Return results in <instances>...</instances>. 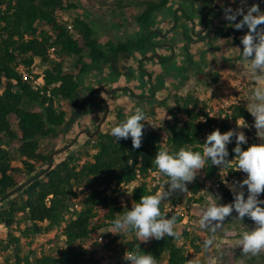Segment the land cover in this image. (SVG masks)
<instances>
[{"label":"trees","instance_id":"obj_1","mask_svg":"<svg viewBox=\"0 0 264 264\" xmlns=\"http://www.w3.org/2000/svg\"><path fill=\"white\" fill-rule=\"evenodd\" d=\"M178 1L179 5L188 7V10L179 7L181 18L187 23H193L188 11L204 19L214 8H223L215 6V0ZM64 2L0 0V226L12 232L16 228L15 232L20 234L17 237L8 233L6 244L0 240V250H13L15 261L9 263L6 259V264H88L91 261L92 264H127L125 259L116 263L94 261L92 254L76 248L75 244L86 241L101 229L111 227L117 214H122L125 208H131L121 205L120 187L135 180L136 170L146 173L156 169L153 160L159 149L188 147L201 150L200 139L205 132L210 133L216 128L221 133L226 132L227 121L217 127H213L211 120L198 122L202 113L199 98L193 93L184 96L180 92L173 93L168 98L178 106V111L166 108L168 98H165L144 112L145 127L139 148H133L130 138L115 141L111 134L99 133L92 147L95 153L89 161L79 165L78 159L69 154L55 165L52 159L53 167L45 172L48 158L54 151H44L41 140L66 136L76 120L85 116L94 103L92 98L83 94V91L88 90L83 86L84 78L101 74L107 65L111 75L120 77L124 67L119 68L118 63L129 59L133 50L143 52L150 44L151 37L156 38L161 34L160 30H153V26L155 28L158 14L171 0L136 2L141 7L140 13L135 16L139 35L137 33L136 37L125 43L109 42L104 47L98 45L92 29L85 22L76 19L71 31L61 23L59 13L73 7ZM233 32L235 36L241 34V30L234 29ZM220 35L228 36L222 30ZM183 36L189 42L194 40L191 30H183ZM234 43L241 44V39L235 37ZM51 49H54L55 59L50 58ZM186 56L188 66L193 65V56L189 53ZM68 58L76 60V73L66 69L65 60ZM36 60L45 66L43 90L49 89V96L34 91L18 71L20 66L30 70ZM186 70L184 68L181 73ZM126 73L132 75L130 71ZM186 79L183 76L182 82ZM213 83H216V79ZM125 90L129 91L127 88L116 91ZM63 102L68 106V112L62 109ZM29 105L37 106L39 111L27 110L26 106ZM179 113L183 115V120L179 118ZM67 116H70L69 120ZM231 117L244 119L247 129L243 133L248 144L257 143L254 119L247 109L233 108ZM12 121L16 122V131L12 128ZM13 143L18 144L17 153L22 168H14L11 164L6 147ZM234 147L228 146V160L234 157ZM246 147L247 144L242 145V148ZM225 167L229 170L234 168L235 159ZM203 182L213 183L224 198H232L216 167L209 164L201 169L194 181L187 185L188 191L196 195ZM155 193L157 189L148 190L144 184H139L132 190V204L138 202L141 196ZM73 199L79 200L80 206L70 211ZM160 207L164 213V204ZM166 215L176 217L175 230L180 233L179 238L165 236L160 240L150 238L140 242L131 233L126 252L136 251V245L139 244L140 250L151 253L157 264L163 261L166 264H185V251L178 242L188 239V234L181 230L179 216L174 212ZM53 229H57L63 238V249L56 255L22 257L20 237H36ZM120 237L122 234H116L114 239ZM196 239L191 240L195 254L200 250L195 244Z\"/></svg>","mask_w":264,"mask_h":264},{"label":"rangeland","instance_id":"obj_2","mask_svg":"<svg viewBox=\"0 0 264 264\" xmlns=\"http://www.w3.org/2000/svg\"><path fill=\"white\" fill-rule=\"evenodd\" d=\"M88 4L92 6L93 11L104 12L110 15H112L113 13L114 15L125 14L126 11H124V9L121 7L128 5L126 0H89ZM215 4L218 5L219 2H215ZM179 6L186 8L183 4ZM188 12L190 17L193 18L194 15L191 14L190 11ZM68 16L70 17V15ZM59 17L62 20V14L59 13ZM181 29L190 31L187 26H181ZM208 29L209 30L206 33L207 37L209 38L208 44L203 43L202 45L191 47L190 49H192V53L187 52V47H184L186 55L189 53L192 56H196V60H198L199 52L204 50V48H206L207 53L201 56L205 59L201 60V64L199 65L200 67H191L189 71H187L188 76L185 82L181 85L182 87L180 88V94H182L183 96L188 93H193L194 95H196L200 101L199 108H202V110L203 108L207 107V104L213 105L214 110H216L218 104L222 103L223 99L227 96L241 95L242 103L248 110L249 105L252 102L251 94L253 88L264 84V82H262L264 80V73H253L250 70L248 71L245 66L241 64L238 65L237 60L236 62L235 60L225 61L220 59L219 56H216L215 49L213 48L216 41L213 40V37H211L213 31H210L209 27ZM94 32L96 33L95 29ZM145 57L146 56L144 55L143 58ZM240 58L241 56L238 57V59ZM75 61L76 60L73 58H68L65 60V67L68 71H76ZM170 65V70L173 73L178 71L179 68H176L177 64L171 63ZM138 66H140V64ZM41 67L42 64L37 61L35 63V67H33L32 69L33 73L36 74V72H38ZM144 71L147 70L144 69ZM147 72L148 74L144 73L143 77H140L139 79L135 76L133 70L131 76L127 75L128 83L136 82L137 84H139L143 82V84H146L144 76L148 77L149 75V78L150 76L154 77V72ZM180 73L181 72H178V74ZM98 76L100 75L96 74V77ZM214 79H216V83H213ZM83 94L86 95L87 92L83 91ZM128 96L130 97L133 95ZM156 101L157 99H155L154 104H156ZM61 106L62 109L68 112V106L66 105V103L63 102ZM165 107L173 108L175 111H178V106L173 103V100L171 98H168L166 100ZM143 108L145 109V112H148L150 109L148 106H143ZM26 109L35 112L39 111V108L33 105L26 106ZM101 112L103 114L104 110L102 109ZM87 114H89V112H87ZM103 116L104 115H101V119ZM178 116L181 120L184 119L183 115H181L180 113L178 114ZM69 118L70 116H67V120H69ZM79 119H77L76 122H81V120ZM156 120H158V118L154 119V122ZM82 123L77 124V129L68 133L66 137L64 136L52 140H41V148L44 151L48 152L63 150L54 156V165L64 160L69 154H73V156L78 159L79 165H82L83 163L91 159L90 156L95 153V150L92 147L94 146V142L97 140L96 136L98 134L91 136V139L88 140H86L85 137H81V133H77L76 130L83 128ZM107 127L108 126H106V128ZM12 128L14 131L17 130V125L14 121H12ZM254 134L257 139V143L264 142V129L254 128ZM75 137H81L82 140L77 141ZM201 139H203V136L201 137ZM6 149L10 154L12 166L14 168H22L21 158L17 153L18 144H9ZM238 172L240 171L237 170L236 167L232 168L231 170H229L227 167H223V170H219L220 179L225 184L228 192L232 194V198H224L221 192L218 190L217 186L213 183L203 182L200 183L201 189L196 195H192L189 191L178 193L174 194L170 199L164 200L162 203L164 204V207L178 206L180 208H183L186 212L190 213L191 216L199 218L202 209L212 200H217L220 204H230L233 202L235 191L240 190L237 186V182H241L246 175L243 172L237 174ZM167 179V177L164 178V187L167 186ZM160 191H162V189H160ZM120 192L121 198L124 199V202L120 199V203L122 206H126V204L129 203L130 188L126 189L125 187H121ZM260 198L264 199V194H262ZM79 206V200L73 199L70 202V208H72L70 211H72L73 208H78ZM3 207H6V205H3ZM68 218L69 214L66 215V219ZM253 227L254 222L251 221L250 218L245 217L243 218V220H240L235 211H233L231 215L227 217L221 224V226L217 229L214 235L213 245L207 250L204 249L203 242L209 237L210 232L201 228L196 229L197 231L195 230L193 234H188V239H181L178 242V245L184 249L185 254H189L190 249L193 250V253L189 254V256H193V264H264V249L260 250L256 254L244 253L241 246L238 244V240L243 232ZM13 230L14 232H12V230H7L4 226H0V240L5 241L6 244L8 240V233L19 237V232H15L16 228H14ZM120 234H122V237L114 239L116 233L113 232L112 227H107L95 232L93 236H91L86 241L75 244V247L87 250L90 254H92L94 261L96 260L97 262H121L124 260V253L127 251L128 243L131 241V234ZM98 238H101L100 242L98 241ZM193 238H197L195 244L200 248L197 254H195V249L191 244V240ZM64 246V240L62 237H60L59 231L57 229H53L47 234L39 235L36 237H29L27 239L20 237L22 257L29 256L31 258H34L40 257L43 254L56 255L60 249L64 248ZM6 259L9 263H14L15 258L12 249H8L7 251L0 250V264H6ZM88 264H92V261L88 262Z\"/></svg>","mask_w":264,"mask_h":264},{"label":"clouds","instance_id":"obj_3","mask_svg":"<svg viewBox=\"0 0 264 264\" xmlns=\"http://www.w3.org/2000/svg\"><path fill=\"white\" fill-rule=\"evenodd\" d=\"M264 3V0H260ZM241 6L235 9L225 7L224 19L229 21L235 30L247 29L241 38V57L249 64L253 73H264V11L258 3L247 6V0H240ZM252 102L248 112L254 119L255 129H264V84L252 90ZM146 117L140 107L123 120L111 127L110 134L115 141L131 139L133 148L141 146L143 129ZM238 125V124H237ZM238 126L246 127L245 121ZM235 137V147L232 149L237 170L245 173L241 182H237L240 190L235 191L233 202L220 204L212 200L202 209L198 224L201 229L208 230L210 235L203 242L205 250L214 242L217 229L231 215L233 211L240 220L248 217L254 222V227L243 232L238 240L244 253L256 254L264 249V142L248 144L242 131L230 129L221 133L214 129L206 135L201 150L180 147L170 150L167 147L159 149L153 163L161 176L167 177V186L162 191L141 196L138 202L121 214H117L112 222L113 232L134 233L141 241L150 238L160 240L165 236L179 238L180 233L175 230L176 217L167 216L161 211L164 200L170 199L174 194L187 192V185L192 183L198 172L206 165L223 168L233 159L228 160V145ZM242 148V145H246ZM246 189V191H245ZM127 264H157L151 253L140 250L124 253Z\"/></svg>","mask_w":264,"mask_h":264},{"label":"crops","instance_id":"obj_4","mask_svg":"<svg viewBox=\"0 0 264 264\" xmlns=\"http://www.w3.org/2000/svg\"><path fill=\"white\" fill-rule=\"evenodd\" d=\"M64 1L65 4L72 5L73 7L63 10V13L60 12L63 16L62 20L60 19L61 23L72 26L76 19L85 22L92 29L94 39L100 47H104L109 42L125 43L136 37L138 33L135 16L140 13L141 7H138L136 2L144 0H126L128 5H122L123 7H121L126 11L125 14L118 15L93 11L92 6L88 4L89 0ZM178 2V0H171L167 7L158 14L156 25L155 28L153 26V30L156 29L161 31L159 37H151L150 44L143 52L133 50L129 59H125L123 62L120 61V67L118 63L119 68L122 66L124 67V70H121L120 77L111 75L109 66L107 65L102 73L99 74L100 76L96 77L95 75H89L84 78L83 86L88 89L86 95L92 98L94 103L88 108L89 114L81 117L79 119L81 122L77 121L74 123L70 132L77 129V124H81L83 121V128L76 131L79 134L81 133V137H85L86 140L91 139V136L88 134H94L98 126H100L98 134H110L109 129L115 126L117 122L130 115L136 107H140L143 112H145L143 106L151 108L155 105V99H157V103L173 93L180 92L181 85L185 82H182V77L188 76L187 71H189L191 67H200L201 60L205 59L201 56L207 53L206 48H204V50H202L203 52H199L198 60H196V56H193V65L188 66L184 47L186 46L188 52L192 53L191 47L202 45L203 43L208 44L209 38L206 35L209 30L208 27L210 31H213L211 37L216 41L213 46L216 56H219L220 59L225 61L235 60L236 62L237 60L238 65L241 64L245 66L249 71L248 62L243 60L242 57L238 59V57L241 56L240 49H242V44L234 43L235 37L236 39H241L242 36L246 34L247 29H242L241 34L235 36L233 32L234 27L229 21L224 19L223 12L225 7H231L233 9L240 7V0H215V2H219V4H215V6H222L223 8H214L204 19H202L201 15L195 14L193 18L191 17L193 23H187L181 18V13L179 12L180 3ZM253 3H258L261 10L264 11V3H261L260 0H247V6H251ZM184 9L188 10V7L186 6ZM68 15H70V17ZM176 17H178V20ZM181 26H187L191 30L194 37L192 42L184 38ZM261 27H264V25ZM220 30L223 31V34H228V36L224 37L220 35ZM201 37H204V39H200ZM144 55L146 56L145 58H143ZM37 61L39 62V60H36L35 63ZM35 63L33 67H35ZM171 63L177 64L176 68H179L175 73L170 70ZM139 64L140 66H138ZM184 68H187L186 72L178 74V72H181ZM44 69L45 66L42 65L41 69L36 72V76H43ZM144 69L154 72V77L150 76V79L149 75L148 77L144 76L146 84H143V82L139 84L136 82L128 83L127 71L133 72L134 70L135 76L140 79V77H143L144 73L148 74ZM72 73H76V71ZM262 82H264V80ZM121 88H127L132 92L131 94H133V96L129 97L128 95L131 94L126 90L116 91ZM105 106L108 108V113L105 114L104 111L102 114L101 110H105ZM101 115H104L102 119ZM103 119L104 121L102 122ZM106 126L108 127L106 128ZM81 137H75V139L79 141L82 140ZM162 264H166V261H163Z\"/></svg>","mask_w":264,"mask_h":264},{"label":"built area","instance_id":"obj_5","mask_svg":"<svg viewBox=\"0 0 264 264\" xmlns=\"http://www.w3.org/2000/svg\"><path fill=\"white\" fill-rule=\"evenodd\" d=\"M66 27L69 31L72 30L71 25H66ZM49 55L51 59H55L54 49H51L49 51ZM18 71L21 74V78L24 81H28L29 84L31 85V88L34 91H38L40 95H45V96L50 95L49 89L43 90L44 88L43 76L41 75L36 76V74L33 73L32 68L30 70H26L25 68L20 66L18 68ZM237 107L238 108L243 107L247 109L242 103L241 95H237V96L229 95L223 99L222 103L218 104L216 110H214L213 105L207 104V107L203 108L202 113L198 118V122L205 123L207 120H211L213 122V127H217V125H220L222 122L227 121V128H228L227 131L233 129L235 131L244 132L247 129V126L246 127L238 126L239 124L243 123L244 119L242 118L233 119L231 117L233 108H237ZM207 134H209V132H205V134L203 135V139H200L202 144ZM233 145H235V137H233V142L230 143L228 146H233ZM214 167H216L219 170H223V168H219L217 166ZM163 183H164V178L163 176L159 175L158 169L148 170L146 173H142L140 172V170H136L135 180L129 185H121V187H125L126 189L130 188L129 203L126 205L132 206L131 193L135 186L139 184H144L148 190L157 189V192H159L160 189H162ZM121 201L124 202V199L121 198ZM171 212H174L177 216L181 218L180 228L187 234H193L196 229L200 228L197 222L199 218L191 216V214L186 212L185 209L180 208L178 206H167L164 208L165 214ZM98 241L100 242L101 238H98ZM192 253L193 250L190 249L189 254ZM189 254H185L186 256L185 264L194 263L193 256H189Z\"/></svg>","mask_w":264,"mask_h":264},{"label":"water","instance_id":"obj_6","mask_svg":"<svg viewBox=\"0 0 264 264\" xmlns=\"http://www.w3.org/2000/svg\"><path fill=\"white\" fill-rule=\"evenodd\" d=\"M120 65H121V63L119 62V67H120ZM104 91V90H103ZM106 93H108V92H106ZM105 114H107L108 113V108H107V106H105ZM104 121V119L102 120V122ZM99 127L100 126H98V129L96 130V132L94 133V134H88L87 132H85L86 134H88L89 136H94V135H97L98 134V132H99ZM60 151H62V150H59V151H54L50 156H49V158H48V165H47V167H46V169H45V172H48L52 167H53V164H52V159H53V157L56 155V154H58Z\"/></svg>","mask_w":264,"mask_h":264}]
</instances>
